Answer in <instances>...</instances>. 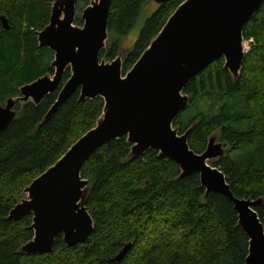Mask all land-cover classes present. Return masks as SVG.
<instances>
[{
    "label": "trees",
    "instance_id": "obj_1",
    "mask_svg": "<svg viewBox=\"0 0 264 264\" xmlns=\"http://www.w3.org/2000/svg\"><path fill=\"white\" fill-rule=\"evenodd\" d=\"M90 1L78 2L87 6ZM147 1L111 0L109 45L100 58L118 55L121 39L136 25ZM183 1L169 0L146 17L123 60L124 72ZM52 2L0 0V14L9 23L4 29L0 22V104L18 96L22 85L53 73L54 53L37 41ZM243 39L252 41L239 77L224 68L222 57L214 60L185 87L189 105L173 125L180 132L194 126L189 145L197 153L218 133L230 147L211 164L225 173L235 196L258 199L264 198V2L245 24ZM69 76L67 69L60 87ZM57 91L39 104H17L15 119L0 134V264H246L249 242L232 202L220 193L205 195L198 174L179 178V166L155 151L132 158L126 137L106 143L82 166L94 221L87 240L67 247L58 235L50 253H21L33 237L32 215L10 220L9 211L33 179L94 127L104 106L101 97L79 101L77 90L43 122ZM255 210L264 224V202ZM127 243L132 246L126 255L111 262Z\"/></svg>",
    "mask_w": 264,
    "mask_h": 264
},
{
    "label": "water",
    "instance_id": "obj_2",
    "mask_svg": "<svg viewBox=\"0 0 264 264\" xmlns=\"http://www.w3.org/2000/svg\"><path fill=\"white\" fill-rule=\"evenodd\" d=\"M79 0H53L48 24L37 33L40 47L54 53L46 73L19 88V95L0 104V134L16 117L17 104H39L57 91L43 122L77 90L79 101L101 97L104 106L96 124L51 166L24 189L9 211L10 220L32 215L33 237L20 252L40 255L54 250L58 235L67 247L83 243L94 230L87 209L89 180L81 175L86 160L106 143L126 137L130 156L137 158L155 151L180 168L179 178L198 174L205 195L226 196L237 212V224L248 238L246 264H264V224L255 210L264 198H240L233 194L225 173L210 161L223 158L226 143L212 133L203 152L189 145L194 126L184 132L174 121L189 105L184 93L188 83L214 60L223 58L234 79L245 58L243 29L259 11L264 0H184L133 66L123 73V57L100 58L108 39L111 0H91L81 13V26L74 24ZM162 5L169 0H153ZM4 29L9 28L0 14ZM70 76L60 87L64 72ZM127 243L111 262H119L131 248Z\"/></svg>",
    "mask_w": 264,
    "mask_h": 264
},
{
    "label": "rangeland",
    "instance_id": "obj_3",
    "mask_svg": "<svg viewBox=\"0 0 264 264\" xmlns=\"http://www.w3.org/2000/svg\"><path fill=\"white\" fill-rule=\"evenodd\" d=\"M85 7H86V5H83L82 3H79V2L77 3L75 20H76V18H79L81 20V18H80L81 13ZM157 7H158V4L156 2H154L153 0L147 1V3L144 5L141 16L137 20L136 25L133 27V29L130 31V33L127 36H125L121 39L120 44H119V48H118V54L122 55L123 60L126 58L127 54L132 50L133 43H134L136 37L138 36L140 28L142 27L146 17H148ZM74 24L81 26L83 24V21L81 20V23H76V21H74ZM108 45H109V40L107 39L106 48ZM105 61L107 62L110 60L105 58ZM125 72L123 71V73H125ZM225 147L227 149H229L230 146L228 144H226ZM211 162L212 161H210V163ZM25 196H26V194H23V197H25Z\"/></svg>",
    "mask_w": 264,
    "mask_h": 264
},
{
    "label": "built area",
    "instance_id": "obj_4",
    "mask_svg": "<svg viewBox=\"0 0 264 264\" xmlns=\"http://www.w3.org/2000/svg\"><path fill=\"white\" fill-rule=\"evenodd\" d=\"M252 40L249 39V40H244L243 41V48H244V51L247 52L249 50V43L251 42Z\"/></svg>",
    "mask_w": 264,
    "mask_h": 264
}]
</instances>
